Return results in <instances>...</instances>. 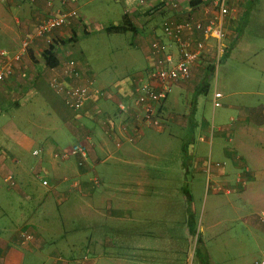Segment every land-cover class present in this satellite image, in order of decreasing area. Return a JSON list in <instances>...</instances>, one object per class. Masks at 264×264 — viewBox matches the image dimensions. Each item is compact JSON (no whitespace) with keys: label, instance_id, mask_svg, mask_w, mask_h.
<instances>
[{"label":"crops","instance_id":"crops-1","mask_svg":"<svg viewBox=\"0 0 264 264\" xmlns=\"http://www.w3.org/2000/svg\"><path fill=\"white\" fill-rule=\"evenodd\" d=\"M4 1L6 2L0 1V50L12 57L20 52L23 37L32 34L38 21L45 17L46 3L49 0H30L32 5H28V12L16 0ZM50 1L57 5L56 0ZM112 1L122 5L121 25L126 19L135 35L144 31L150 41L158 37L157 31H161L162 24L166 21L205 20L214 11L213 0H177L182 9L180 13H174L164 0H149L143 6H138L137 0ZM250 1L254 0H225L228 11L222 18L223 36L219 41L211 40L207 44L203 57L191 70L190 79L176 86L198 92L206 90V85L203 83L199 86L197 79L202 77L204 82V75L213 67L212 61L217 63L220 54L235 46L239 39L237 31L248 15L246 6ZM2 3L8 7L15 6L18 16L8 20L2 14ZM93 4L99 7V12L105 13L104 17L108 16V9L113 7L111 0H77L78 17L52 33L53 43H57L54 47V57L57 60L55 68L48 67L43 59V53L49 46L42 40H34L21 59L14 63L13 74L0 84V264H32L29 258L36 252L44 254L40 264H109V259L105 257L111 252H100L102 238L106 239L103 247L118 249L117 253H113V262L122 263L126 258L128 264H148L145 260L147 251L159 252L165 245L177 255L178 243L189 242L190 238L193 240L203 222L213 240L224 242L229 237V234L223 233L228 232L226 223L230 221L225 205L232 210L234 216H238L228 198L234 191L243 196L245 210L241 208V211L245 212L241 218L242 227L248 229V234L256 245L263 248L264 254V153L261 151L264 148V133L258 138V146L254 148L255 165L250 167L245 161H236L235 169L247 167L235 179L236 185H229L223 168L212 167L210 156L207 161L202 157L196 159L194 169L200 176L191 177L189 182L187 175L178 176V170L177 175H169V164L162 163V160L168 162V147L160 144L163 142L161 135L164 125L160 123L159 128H150L133 115L119 114L116 103L123 99L122 95L127 97L130 94L132 81L116 84L113 88L98 87L95 83L98 88L109 90L112 97H93L79 111L66 106L51 88L50 79L56 75L66 84L72 82L63 72L74 59L67 45L76 42L79 31L88 34V23L82 9ZM139 40L142 42L141 38ZM148 50L149 47L147 55ZM260 70L264 73V69ZM79 79L73 83L82 82ZM260 82L264 85V78ZM253 92L264 94V89ZM221 97L220 95L218 102ZM166 101L157 107L159 117ZM233 108L238 109L244 120H250L237 127L238 139L233 143L234 150H240L238 158L242 159L253 148L245 142L255 134L252 124L257 119L261 120L264 105L236 103ZM201 130L204 131V136L199 137V142L208 144L211 148L212 140L207 136L212 135L213 128L201 126ZM216 130L219 136L226 138L231 135L232 140L235 138L229 126L221 125ZM126 137H132L133 143L127 142ZM117 141H120L118 146ZM78 145L86 148V159L82 160L80 156H55ZM34 151H39V155L34 156ZM119 152L120 158L115 159ZM210 153L211 151L209 155ZM226 157L231 158L229 151L226 152ZM111 158L115 159L114 163L110 167L106 166ZM157 162L162 166L158 167ZM180 164L182 170L187 171L190 162L188 165L187 162ZM29 172L34 173L46 188L47 196L42 206L48 204L50 197L59 204L67 203L71 199V191H75L78 198L84 201L82 215L87 216L84 221L87 226L83 225L80 230L52 226L49 229L50 224L46 222L41 233L29 224L32 223L31 218L23 220L25 217H20L23 220L20 221L10 217L3 206L14 196L21 195L25 200L35 199L24 195L21 190L28 179L25 175ZM40 173L45 177H40ZM14 179L19 186H15ZM42 181L47 184L43 185ZM208 182L213 185L211 194ZM104 183L112 185L110 200L103 189ZM216 193H221L222 197ZM200 200H203L204 207L197 215L196 207ZM104 206H110V230L106 228L107 221L101 217ZM219 226L223 232L213 235V229ZM27 227H31L29 231L23 230ZM100 229L102 230L98 236ZM84 232L90 234L83 237ZM92 232L96 234L93 235ZM106 232L113 235L110 241L104 235ZM21 233L32 235L33 239L27 241L21 238ZM220 235L223 236L219 238ZM84 239L94 249L92 258L82 253V256L76 255V249L86 248ZM47 242H53V246L47 247ZM122 249H127V252ZM138 252H143L145 258H138Z\"/></svg>","mask_w":264,"mask_h":264},{"label":"rangeland","instance_id":"rangeland-1","mask_svg":"<svg viewBox=\"0 0 264 264\" xmlns=\"http://www.w3.org/2000/svg\"><path fill=\"white\" fill-rule=\"evenodd\" d=\"M0 1L6 2L4 0ZM29 1L16 0V3L23 5V9L28 12V5H32ZM111 3L113 7L108 9V16L105 17V13L99 12L100 9L96 7V4L82 9L86 23H88L86 25L88 34H83L82 30L79 31L76 42L67 45L71 56L89 69V76L94 79L98 87L102 88H113L116 84L132 81L146 69L149 63L147 49L151 41L144 31L139 32L137 35L129 30L120 33L106 32L108 27L118 26L122 23V5L115 4L112 0ZM1 5L2 14L8 20L11 17L18 16V9L15 6L10 5L8 7L4 3ZM246 9L248 15L239 26L237 31L239 32V39L235 46L226 53H222L223 55L220 54L217 63L214 60L212 61L213 67L204 75V82L202 77L197 79V82L200 83L199 86H202L203 83L206 85V90L198 92L183 88V86H174L165 102L164 111L159 117L161 125H164L163 134L161 135L163 142H160V144L168 147L166 158L169 163L165 160H162V163L169 164V175L171 176L177 175L178 170V176L184 177L187 175L190 182L191 177L200 176L194 169L196 159L202 157L207 161L210 156L212 167L214 169L223 168L225 177L229 180V185L234 186L237 176L242 175L247 168L240 169L238 167L235 169L236 161H245L250 167H253L252 165L256 163L254 148L258 146L257 140L264 133V115L261 116V120L257 119L252 124L255 134L251 138H247L245 144L253 148L247 151L242 159L238 158L240 150L235 151L233 146V143H236L238 139L237 127L240 124L247 123L246 121H250L249 119L244 120L238 109L233 108V106L236 103L251 106L258 103L264 105V94L253 92V90L263 91L264 89L263 83L260 82V79L264 78V73L260 70L264 69V0L250 1ZM157 34L158 38L164 40L165 43H169V40L163 37L160 30L157 31ZM140 38L142 42H140ZM222 42L224 43V39ZM214 91L220 93L222 97L219 100L220 107L213 110ZM122 98L126 99L128 96L122 95ZM123 99L119 101H124ZM221 125L229 126V130L235 134L233 140L231 135L224 138L217 134L216 129ZM201 126L213 128L212 135L207 136V138L211 137V148L208 144L199 142V137L204 136ZM228 138H230L229 141ZM209 151H211L210 155ZM228 151L231 158L226 157ZM261 151L264 153V148ZM120 153L115 155V159L120 158ZM115 159L111 158L106 166L110 167ZM179 162H187V165L190 162L187 171L182 170ZM156 165L158 167L162 166L160 162H157ZM158 174L160 173L158 172ZM25 177L28 179L24 182L25 186L24 188L21 187V190L24 195L27 194L28 197H34L35 199L25 200L21 195H19L20 198L14 196L3 206L10 217L20 221L31 218L32 223L29 224L41 233L46 222L50 224L49 229L52 226L54 228L77 230L84 225V221L87 219V216L82 215L84 201L78 198L75 191H71V199L67 203L61 202L59 204L57 200L50 197V200L46 201L49 204V208H47L48 204L42 206L47 196L46 188L41 185V181L37 180L34 173L29 172ZM40 177L44 178L45 175L40 173ZM14 183L15 186H19L15 179ZM111 186V183H104L103 187L108 193L109 200L111 199ZM207 186L211 188V194L212 183L208 182ZM229 189L230 187H228ZM9 191L12 190L9 189ZM216 194L222 197L221 193ZM228 198L232 203V207L236 208L235 213L238 216H234L232 210L225 205L230 221L226 223L229 227L228 232L223 233L224 235L229 234L224 242L218 239L213 240L210 237L211 233L206 230V223L203 222L193 240L190 238L189 242L178 243L177 255L164 245L159 252L147 251L146 258L143 252H138L137 257L145 258L148 264H252L254 260L262 259L264 255L263 248L256 245L252 236L248 234V229L242 227L241 218L243 212H245L242 201L243 196L234 191L231 192ZM197 206V215H199L203 209L202 207H204L203 200H200ZM105 207L101 211V217L104 221H107L106 228L110 230V220L108 218L111 217V210L110 206ZM241 208H244V210L241 211ZM20 217H25V219L22 220ZM29 228L31 227L23 230L29 231ZM101 230H98V236ZM221 230V226L213 229V235L221 234L223 232ZM89 234L84 232L82 236ZM92 234L95 235L96 233L92 232ZM104 235L107 236V241L113 238L112 233L106 232ZM222 236L220 235L219 238ZM101 241L99 247L102 250L100 252H111L105 257L109 259V264H128L126 258L122 263L113 262V253H117L118 249L103 247L102 244L106 242V239L102 238ZM84 242L86 248L76 249V255L79 256L82 253V255L92 258L94 249H91L92 245L87 244L85 239ZM46 244H49L47 247L53 246V242H47ZM122 250L127 252V249ZM38 253L41 254L42 252H36L30 256V263H42L44 254L39 255ZM47 264H51V262Z\"/></svg>","mask_w":264,"mask_h":264},{"label":"built area","instance_id":"built-area-1","mask_svg":"<svg viewBox=\"0 0 264 264\" xmlns=\"http://www.w3.org/2000/svg\"><path fill=\"white\" fill-rule=\"evenodd\" d=\"M149 0H137L138 6L145 5ZM167 6L174 12L182 11L177 0H164ZM55 6L50 0L46 3L47 13L42 17L30 35H25L21 42V50L10 57L6 51L0 50V84L13 74V65L21 59L34 40H42L46 45L53 44L52 33L54 30L69 25L72 19L78 17L76 8L77 0H56ZM213 14L205 20H186L182 22H164L161 32L165 43L156 37L149 45V65L146 70L132 80V89L128 98L117 103L120 115H133L144 125L150 128H159L160 119L158 105L166 101L172 88L186 82L191 77V70L197 61L203 57V52L211 40L219 41L223 36L222 18L228 8L225 0H213ZM64 75L69 76L72 82L65 83L59 76L50 79V86L59 95L66 106L73 111L81 110L87 101L93 97H112L109 90L98 88L95 81L87 76L89 69L82 63L71 60ZM80 78V79H79ZM77 79L82 82H76ZM220 94L213 93V108L219 107ZM126 131V130H124ZM126 141L133 143L132 137H126ZM120 141H117V146ZM39 151L33 155L38 156ZM86 148L78 145L55 154L58 158L80 156L82 160L87 158ZM207 166H210L208 162ZM46 185V181H42ZM21 238L30 241L32 236L21 233ZM252 264H264V255L260 260H254Z\"/></svg>","mask_w":264,"mask_h":264},{"label":"trees","instance_id":"trees-1","mask_svg":"<svg viewBox=\"0 0 264 264\" xmlns=\"http://www.w3.org/2000/svg\"><path fill=\"white\" fill-rule=\"evenodd\" d=\"M132 31L133 28L131 25L126 21V19L123 20V24L120 26H114V27H109L106 29L108 33H120L123 31ZM57 45V43H53L52 45H49V48L44 51L43 53V59L46 63V65L50 68H55L57 65V60L55 59V52H54V47ZM169 97V95H168ZM168 99V98H167Z\"/></svg>","mask_w":264,"mask_h":264}]
</instances>
